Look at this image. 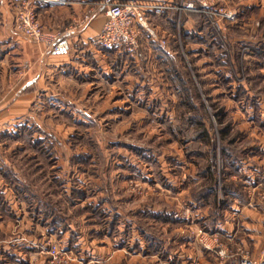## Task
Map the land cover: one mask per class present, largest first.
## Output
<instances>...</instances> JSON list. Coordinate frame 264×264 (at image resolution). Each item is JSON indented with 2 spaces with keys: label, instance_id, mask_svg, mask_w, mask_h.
Returning <instances> with one entry per match:
<instances>
[{
  "label": "rangeland",
  "instance_id": "374dc122",
  "mask_svg": "<svg viewBox=\"0 0 264 264\" xmlns=\"http://www.w3.org/2000/svg\"><path fill=\"white\" fill-rule=\"evenodd\" d=\"M197 2L4 125L0 264H264V0Z\"/></svg>",
  "mask_w": 264,
  "mask_h": 264
},
{
  "label": "crops",
  "instance_id": "0c3cea01",
  "mask_svg": "<svg viewBox=\"0 0 264 264\" xmlns=\"http://www.w3.org/2000/svg\"><path fill=\"white\" fill-rule=\"evenodd\" d=\"M137 1L171 10L170 8L181 6L189 0ZM15 5L14 0H0V132L4 131L6 123L22 120L28 114L30 106L40 101L42 90L60 85L66 81V74L71 71L83 72L89 59L97 66L101 65L104 54V49L97 43L106 20L105 6L101 0H66V3L51 1L39 4L37 15L44 29L62 32V37L69 42L67 47H62L57 52L47 50L42 43L33 42L15 30ZM147 10H151V13L155 11L151 7ZM169 10H164L167 11V19ZM87 14L90 15L89 20L73 29V25ZM3 153L4 147L0 145L2 196Z\"/></svg>",
  "mask_w": 264,
  "mask_h": 264
},
{
  "label": "built area",
  "instance_id": "2783aa9c",
  "mask_svg": "<svg viewBox=\"0 0 264 264\" xmlns=\"http://www.w3.org/2000/svg\"><path fill=\"white\" fill-rule=\"evenodd\" d=\"M16 9L14 14V28L27 39L42 43L47 50L59 51L67 47V38L62 37V32H49L44 29L37 15L39 4L48 2H60V0H14ZM105 6L106 20L97 37V43L106 49L123 50L133 55L139 46V33L141 30L154 35L153 29L148 25L145 12L148 8L159 9L162 6L147 5L137 0L109 1L101 0ZM204 10H208L205 0H198ZM188 8H193V3H186ZM227 16V15H226ZM87 14L79 19L74 27L82 26L89 20ZM72 31V30H71ZM164 42V41H162ZM240 264H263L248 255H243Z\"/></svg>",
  "mask_w": 264,
  "mask_h": 264
}]
</instances>
